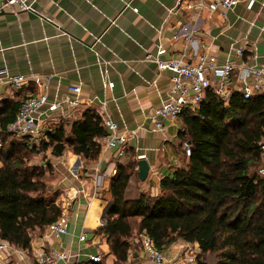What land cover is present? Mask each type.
<instances>
[{"label": "crops", "instance_id": "0c3cea01", "mask_svg": "<svg viewBox=\"0 0 264 264\" xmlns=\"http://www.w3.org/2000/svg\"><path fill=\"white\" fill-rule=\"evenodd\" d=\"M176 1L29 0L31 8L23 9L0 0V70L9 74L36 73L41 77V84L30 80L17 91L0 84V107L3 99H22L37 91H45L49 101L76 96L67 88L72 84L80 86L77 105L58 107L42 117L41 141L32 153L48 154L44 162L51 164L50 176L56 178L48 184L49 196L66 213L68 230L59 238L45 230L33 234L29 252L19 253L13 245L3 247L0 264H33L37 248L77 253L72 260H60L58 264H76L95 253L102 255L103 264H113L106 235L97 229L110 203L109 185L119 165H133L127 197L143 192L156 196L161 178L180 166V156L184 154L183 116L167 120L156 113L169 95L175 72L160 69L153 58L147 57L148 53L162 59L183 56L196 61L205 52L215 55L221 63L232 60L231 74L224 78L211 75L209 87L215 89L223 83L226 106L234 91L241 93L243 80L252 79L250 68L264 66V0H240L230 8L218 6L213 11L203 8L199 12L178 6ZM159 46L164 47L161 53ZM238 46L243 48L240 54L235 51ZM88 110L99 115L100 124L102 115L109 113L119 131L126 133L124 155L117 156L114 148L100 144L93 159L75 153L68 145L57 155L51 152L49 135L60 125L69 135L72 123L83 119ZM58 112L62 113L60 121L55 120ZM155 118L164 127H157ZM100 137L95 139L99 142ZM77 155L82 167L71 174L67 166ZM141 158L149 163L145 179L138 176ZM31 160L37 162L38 157L32 156ZM113 167L117 172L111 171ZM96 170L102 173L101 184L84 187V183L89 186ZM81 189H89L90 195H83ZM81 233L86 237L80 241ZM140 234L135 227L133 247L125 264H151L137 242ZM185 242L178 239L163 249L165 264H173L175 256L182 254L178 246ZM193 244L199 247L196 242ZM203 262L216 264L212 254L204 255Z\"/></svg>", "mask_w": 264, "mask_h": 264}, {"label": "trees", "instance_id": "16d2710c", "mask_svg": "<svg viewBox=\"0 0 264 264\" xmlns=\"http://www.w3.org/2000/svg\"><path fill=\"white\" fill-rule=\"evenodd\" d=\"M20 102L3 99L0 107V241L28 250L32 235L42 233L61 207L48 192L51 164H29L35 145L4 132ZM181 116L182 138L192 151L183 150L180 166L161 178L158 195L127 197L133 165H119L110 181V203L97 230L106 235L113 264L127 261L135 227L162 250L178 239L196 242L198 264H206V254L216 264H264V175L255 169L263 160L264 93L244 97L234 91L226 106L209 88L199 106ZM103 133L99 115L88 110L69 135L60 125L48 145L54 155L68 145L93 159L99 151L95 138ZM76 264L103 262L88 258Z\"/></svg>", "mask_w": 264, "mask_h": 264}, {"label": "built area", "instance_id": "2783aa9c", "mask_svg": "<svg viewBox=\"0 0 264 264\" xmlns=\"http://www.w3.org/2000/svg\"><path fill=\"white\" fill-rule=\"evenodd\" d=\"M239 1L240 0H177L176 4L178 6L185 5V7L193 8L199 12L203 8L213 11L218 6L230 8ZM5 3L16 4L23 9L31 8L29 0H5ZM193 30L195 31L196 29L193 28ZM163 51L164 47L159 46L158 52L161 53ZM235 51L240 54L243 52V48L240 46L235 47ZM147 57L153 58L160 69L167 68L175 72V75L172 76L168 97L156 109V113L167 120L176 119L187 108L194 109L198 107L206 90L211 86V75L220 78L228 77L234 67L232 60L228 59L221 63L217 60L215 55L205 52H201L196 61H189L183 56L162 59L157 56L154 57L150 53L147 54ZM250 71L253 76L252 79L243 80L241 94L244 97H251L264 91V66H253L250 68ZM184 79H187L188 82H185ZM30 80L38 85L41 84V77L36 73L9 74L5 69L0 70V84H5L11 91L19 90ZM43 87L45 88V84H43ZM67 89L76 96H65L59 100L49 101L45 91H37L23 97L13 119L5 125L4 132L17 138L27 137L32 144L38 146L43 132L42 117L45 116L48 111L55 110L58 107L61 108L64 105L75 106L79 103L77 94L80 91V86L78 84H72L69 85ZM214 90L223 99H226L227 94L225 93L226 91L223 87V83H219ZM61 119L62 113L58 112V116L55 120L60 121ZM154 120L157 127H164L163 122L159 118H155ZM101 123L105 128V132L101 135L99 141L101 147L114 148L117 156L124 155L127 150L126 146L128 140L126 133L119 131L117 122L114 121L109 113L102 115ZM1 145L2 141L0 139V146ZM182 148L185 155L191 154L192 145L187 139L182 141ZM261 148L262 156L264 157V141L261 143ZM81 167L82 161L77 155V158H74L72 162L68 164L67 171L73 174ZM111 171L115 173L117 172V168L113 167ZM259 171L261 172L260 174L264 175V166L260 167ZM101 179L102 173L96 170L91 177L89 186L85 183L83 185H85L84 187H96L101 184ZM84 190L85 189L80 190L83 195H90L89 189H87V191ZM67 230L68 218L63 211L47 224L45 228L46 234L55 238H59L62 234L66 233ZM85 237L86 234L81 233L78 239L81 241L84 240ZM137 242L141 244V247L149 256L151 264H165L166 257L163 250L158 248L155 242L145 232H141L137 238ZM3 247H7V243L0 241V249ZM195 249L199 251V247H195L193 243L186 242V247L182 250L184 251L183 254H179L178 257L173 260V264L195 262ZM75 256H77V253H69L61 249L53 248L45 250L43 248H37L33 252V264H58L60 260L69 261ZM88 258L92 261L101 260L99 253L89 254Z\"/></svg>", "mask_w": 264, "mask_h": 264}, {"label": "rangeland", "instance_id": "374dc122", "mask_svg": "<svg viewBox=\"0 0 264 264\" xmlns=\"http://www.w3.org/2000/svg\"><path fill=\"white\" fill-rule=\"evenodd\" d=\"M183 139V138H182ZM47 155L48 154H46V153H44L43 151L42 152H38L36 155L35 154H33V155H30L29 156V158L27 159L28 160V163L30 164V163H35V164H38V165H42V166H45V163H44V159H45V157H47ZM32 156H34V157H38V161L36 162V161H32L31 160V157ZM180 158H181V161L182 160H184L186 157L182 154V156H180ZM262 166H264V157H263V160H262V163L259 165V166H257L255 169L258 171V173H261L259 170H260V167H262ZM52 173H50L49 175H47V179H48V181L49 182H52L53 181V183H54V181H55V179H52V177L50 176ZM10 244H8L7 243V246H9ZM15 247V246H14ZM179 247V249H181V250H183V249H185V247H186V242L185 243H183L182 244V246L180 245V246H178ZM16 249H18V252L19 253H22V252H24V249H20V248H18V247H15ZM2 249V248H1ZM25 251H28V250H25ZM198 250H194V253L195 254H197L198 252H197ZM29 252V251H28ZM27 252V253H28ZM183 252L184 251H182V254H183ZM26 253V252H25ZM179 255V254H178ZM178 255H176L175 256V258L174 259H176L177 257H178ZM213 255V254H212ZM102 256V255H101Z\"/></svg>", "mask_w": 264, "mask_h": 264}, {"label": "water", "instance_id": "95a60500", "mask_svg": "<svg viewBox=\"0 0 264 264\" xmlns=\"http://www.w3.org/2000/svg\"><path fill=\"white\" fill-rule=\"evenodd\" d=\"M149 170V163L145 158H141L138 160V176L140 179H145ZM104 215H102L103 218ZM101 218V219H102ZM180 264H188L186 262H182Z\"/></svg>", "mask_w": 264, "mask_h": 264}]
</instances>
